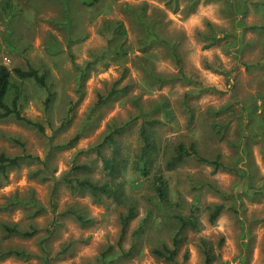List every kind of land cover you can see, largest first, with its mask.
<instances>
[{"label":"rangeland","instance_id":"rangeland-1","mask_svg":"<svg viewBox=\"0 0 264 264\" xmlns=\"http://www.w3.org/2000/svg\"><path fill=\"white\" fill-rule=\"evenodd\" d=\"M1 64L37 68L53 95L11 77L7 101L44 131L0 119V153L25 157L0 176V264H264V0H0ZM179 143L226 168L170 164ZM175 235L173 259L156 257Z\"/></svg>","mask_w":264,"mask_h":264},{"label":"trees","instance_id":"trees-1","mask_svg":"<svg viewBox=\"0 0 264 264\" xmlns=\"http://www.w3.org/2000/svg\"><path fill=\"white\" fill-rule=\"evenodd\" d=\"M12 75H15L19 79H32L35 83H37L39 86L45 88L47 90V97L44 101L45 106L47 107L51 97L52 92L49 90V86L46 82V77L44 73H41L37 68L28 65L26 68H19L15 67L13 69H9L7 66L1 64L0 65V119L6 118L10 115L14 116L17 120L23 121L26 124H29L33 127H35L39 132H43V125L32 121L26 117H24L19 109L18 105V92L15 93L14 97L12 98L11 102L7 101V94L8 90L11 84V77ZM115 89H111L106 98H109L112 94H114ZM100 101V99H99ZM98 101V102H99ZM159 123V121H156ZM156 122H151L149 124H153ZM146 124V123H145ZM145 124H142L139 128V134L142 139V146L140 148V152L138 154V157L135 161V169L139 170V172L142 175L147 174V159L149 157V154L153 150V143H152V137L148 134ZM120 129H114L110 131L107 135L104 136V138L101 140L98 146H101L102 144L106 143H113L114 142V134H116ZM195 156V158L201 162H204L206 164L212 165L215 169L216 168H226V166L219 161L218 157L215 159H206L204 157H201L197 151L194 148V144L191 143L189 147H185L182 143H179L176 147V154L172 157L170 164L181 160L185 156ZM25 157L23 156H7L4 153H0V176H5L7 169L11 167H17L19 163L24 160ZM103 167L105 170L109 171V174H113L116 169V165L113 162L112 159L103 158ZM85 165L81 166H74L73 169H85ZM67 182L70 183V186H77L81 189L89 191L92 195L97 196L99 194H104L107 196H115L119 194V189L117 187H112L111 185L107 183L102 184H95L87 179H76L75 184H72V180H67ZM154 190L157 195V197L161 200L163 203H169L170 200L168 199V192H167V185L165 183V180H163L160 176L155 177L153 180ZM223 205H215L213 210L209 214V220H214L219 213L223 210ZM134 215L133 208L130 207L128 209V212L126 215L121 217V229H120V237L119 240H121L122 236L125 234L126 227L128 225V222L130 218ZM80 219V217H79ZM185 226L184 220L180 218V227L179 231ZM6 228V227H5ZM14 232H18L17 230H12ZM20 232V231H19ZM34 231H24L20 232L21 234L25 236L32 235ZM178 238L175 235L172 239L173 248H168L167 246H163L159 249H153V254L158 258H165L167 260L173 259L174 255L176 254L177 246H178ZM13 251H9L4 254H0V257L7 256L12 254ZM14 254H19L18 252H14ZM205 263H209V256L206 254L205 256Z\"/></svg>","mask_w":264,"mask_h":264}]
</instances>
